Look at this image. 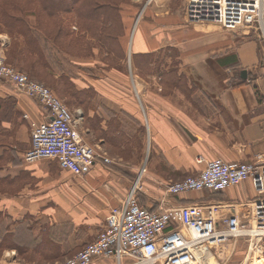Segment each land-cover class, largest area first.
<instances>
[{"label":"crops","instance_id":"obj_1","mask_svg":"<svg viewBox=\"0 0 264 264\" xmlns=\"http://www.w3.org/2000/svg\"><path fill=\"white\" fill-rule=\"evenodd\" d=\"M136 3L132 0L133 6L123 11L126 27L132 26ZM150 11L156 20L144 17L137 23L132 51L157 55L175 49V77L188 84V93L175 85L169 96L153 97L148 88L153 81L162 88L159 74L149 81L135 73L134 80L123 79L119 70L103 71L89 60L60 57L62 64L75 68L68 77L71 99H80L74 110L81 113L79 131L88 143L104 147L112 160L97 161L84 177L54 159L25 160L31 125L45 121L47 111L0 79V98L15 100L12 119H0V212L14 222L6 233L16 243L4 248L7 255L73 256L103 230L110 210L123 204L144 167L138 200L146 207L206 203L223 205L218 215L247 218L240 206L226 204L256 196L250 181L224 192L179 195L168 193L164 184L198 174L203 169L199 156L264 162V56L255 42H243L233 31L186 21L183 8L173 9L172 0H149L145 16ZM51 73L67 79L60 70ZM260 256L264 264V243ZM250 260L247 250L244 261ZM92 264L116 263L101 258Z\"/></svg>","mask_w":264,"mask_h":264},{"label":"built area","instance_id":"obj_2","mask_svg":"<svg viewBox=\"0 0 264 264\" xmlns=\"http://www.w3.org/2000/svg\"><path fill=\"white\" fill-rule=\"evenodd\" d=\"M185 11L190 22L208 20L209 25L247 36L259 30L264 39V0H187ZM0 79L38 100L47 111L45 121L31 125V147L24 156L27 162L54 159L78 177L89 174L97 161L112 162L99 145L85 141L79 131L80 113H73L44 83L9 64L2 51ZM197 163L203 165L198 174L165 183L166 191L174 195L218 193L250 181L256 196L226 204L240 206L246 219L238 214L218 215L223 205L188 204L159 210L142 205L138 192L144 167L123 204L110 210L95 240L60 264H92L101 258L114 259L116 264H210L213 246L241 238L249 243L251 259L260 256L264 243V162L199 156ZM126 258L132 261L126 263Z\"/></svg>","mask_w":264,"mask_h":264},{"label":"trees","instance_id":"obj_3","mask_svg":"<svg viewBox=\"0 0 264 264\" xmlns=\"http://www.w3.org/2000/svg\"><path fill=\"white\" fill-rule=\"evenodd\" d=\"M129 2V0H0V26L21 44L17 53L19 59L34 58L43 71L52 76L51 72L56 68L65 74L57 54H70L64 49L66 39H70L71 45L81 49H84L88 42L95 41L96 47H100L107 55L115 54V46L121 50L119 39L122 33L116 34V31L125 29L121 6ZM66 16L76 20L69 22ZM73 22L78 25L79 33L77 34L73 33L69 26ZM166 50L177 53L173 48ZM166 50L160 51L157 55L134 53V66L141 74L145 70H153V73L159 74L162 79L171 76L174 73L173 69L169 70L170 68L163 64V55L167 54ZM15 60L18 61V59ZM30 68L33 67L30 66ZM68 76L69 74L67 79L65 76L60 79L67 87L69 86ZM30 77L35 79L31 73ZM175 81L177 86L182 84L180 78H175ZM73 98L80 101L79 97L73 95ZM14 101L11 97L0 98L1 120L12 119ZM7 218L8 215L0 212V249L16 245L13 238L6 233L14 223Z\"/></svg>","mask_w":264,"mask_h":264},{"label":"rangeland","instance_id":"obj_4","mask_svg":"<svg viewBox=\"0 0 264 264\" xmlns=\"http://www.w3.org/2000/svg\"><path fill=\"white\" fill-rule=\"evenodd\" d=\"M129 1H130L129 3L123 4L121 6L124 25L126 23H125L123 11L128 9L127 7L129 5L133 6L132 0H129ZM133 1L136 3L138 0H133ZM147 2H149V0H142L141 3H138V2L136 3V6H135L136 10L134 11V14L136 12L137 13L131 16L132 21H133L132 26L130 25L126 27L125 25L124 31L123 29H118L116 31V34L118 32L122 33V36L119 39L120 45L122 47L121 48L122 51L118 48V46H115V54L107 55V53L104 50H102L100 47H96L97 43L95 41L88 42L89 44H87L84 47V49H81L79 47H74L73 45L70 44V39H66L67 42H65L64 44V49H65V52H69L70 54L58 53L57 57H59V59L60 57H64L66 61L69 60L70 58L83 59L87 61L89 60L92 63L95 62L99 70H103V71H108L110 69L119 70L121 72L120 78L127 79L126 78L127 76L130 78V80L131 79L134 80V77L132 76L135 73V74H138L141 79H145L149 81L151 78V75L155 73H153V70H145V72L141 74L140 71L136 69V67L134 66V60H133L134 53L132 51V44H131L133 40L135 27L137 26V23L141 19H144V17H146L148 19L150 18L152 20H156L155 16L152 15L151 13L152 11H150V13H147L149 15L145 16V13H144L145 4ZM186 4H187V0H172L173 9L183 8L185 20L190 22L188 17L186 16V11H185ZM68 20L70 22L76 19L68 18ZM69 26L73 33L75 34L79 33L78 25L75 22H73L71 25L69 24ZM3 35L11 39L10 43L8 41V38H5L7 42H5L2 39ZM234 36H236L237 39L242 40L243 42H246V41L255 42V46L258 52L262 54V56H264V39L259 30L252 31L250 35L248 36L244 35L242 32H235ZM20 48H21V44L18 42V40L13 39L11 35H9L6 31H3V28L0 26V51L4 52L8 63L22 71L27 72L29 75L31 73L32 76L35 77V79H37L38 81L44 83L47 87H49L67 105V107L73 113H75L74 110L76 109V107H79L78 102H77L78 99L77 100L74 98L71 99L68 93L70 92V87L69 86L67 87L65 83L62 82L60 79H57L56 77L49 75L48 73H45L43 69L41 68L40 64L38 63V61H36L34 58L24 59L22 57V60L21 58L19 59V54L17 53ZM165 52L167 54L164 56L163 64L167 65L170 68L169 70L173 69L174 73H172L171 76H168L161 80L162 88H160L156 84H153L154 81L151 82L148 88L149 89L148 91L149 93H151L153 97H156L157 94L169 96L172 92H174V89H175L174 87L176 83L175 78H177L175 77V70H177L176 68L177 60L175 59V52L174 51L170 52L168 50H166ZM167 56H172V59L171 60L168 59ZM15 59H18V61ZM15 61L18 63H16ZM51 62L54 63V61H51ZM30 66H32L33 68H30ZM56 69L59 72V68H56ZM62 69L65 71V74H69V75L75 70V68H71L69 64H64V63H63ZM141 69H144V68H141ZM171 79L172 81H170ZM131 85L132 87H134L135 82H131ZM188 87H189L188 84L183 81H182V84H180V89L184 92L188 93V89H187ZM135 89L134 91L136 92ZM137 95H138V91H137ZM157 98H160V97L157 96ZM137 99H142V98L138 96ZM100 147L104 151H106L104 147L102 146ZM248 247H249V243L245 239H242V238L238 239L237 241L232 240L225 245H219V246L215 245L212 248V251L214 252V256L211 257L210 264H249V262L244 261ZM233 249L235 250L233 251ZM5 251L6 250H4V248L0 249V263L2 264H4V262H6L7 264H33L34 262H36L37 264H60L66 261V259L70 257L69 256V257H63V258L57 257L54 259H46L38 255L32 256L30 254H23V253L11 254L12 252H9V255H7L8 253ZM259 257L260 256L258 254L253 256L250 264H261V261H259L258 259ZM260 258L262 259V257Z\"/></svg>","mask_w":264,"mask_h":264},{"label":"bare ground","instance_id":"obj_5","mask_svg":"<svg viewBox=\"0 0 264 264\" xmlns=\"http://www.w3.org/2000/svg\"><path fill=\"white\" fill-rule=\"evenodd\" d=\"M191 23L196 24V25H199V26H201V27L208 26V25L210 24V22H209L208 20H202V19H199V20H197V19H193V20L191 21ZM138 36H139V35H138ZM209 256H210V255H209ZM209 259H211V256L209 257Z\"/></svg>","mask_w":264,"mask_h":264},{"label":"water","instance_id":"obj_6","mask_svg":"<svg viewBox=\"0 0 264 264\" xmlns=\"http://www.w3.org/2000/svg\"><path fill=\"white\" fill-rule=\"evenodd\" d=\"M241 75H242L243 78H246V77H247V72H246V70H243L242 73H241Z\"/></svg>","mask_w":264,"mask_h":264}]
</instances>
